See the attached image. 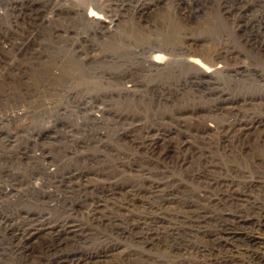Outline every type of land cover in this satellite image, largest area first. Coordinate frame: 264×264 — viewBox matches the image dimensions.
Wrapping results in <instances>:
<instances>
[{
    "label": "rangeland",
    "instance_id": "rangeland-1",
    "mask_svg": "<svg viewBox=\"0 0 264 264\" xmlns=\"http://www.w3.org/2000/svg\"><path fill=\"white\" fill-rule=\"evenodd\" d=\"M92 1L104 8L108 0ZM110 1L116 3L113 33L100 35L78 15L60 11V3L72 6L65 0H0V118L10 115L0 119V264H69L63 257L74 252L82 255V251L94 258L81 264H131L133 251L171 264H204L196 252L217 248L208 236L217 228L215 222L197 226L178 221L184 226L182 232L165 235L144 248L126 233L86 222L83 202L98 195L104 181L128 187L140 179V165L148 161L154 163V170L160 168L153 161L157 156L140 146L147 134L152 138L153 133L155 137L165 132L162 138L167 140L160 146L170 137L176 143L189 138L202 147V162L213 159L223 171L232 168L245 174L256 169L264 184V142L251 141L252 147L242 151L228 146L220 127L231 113L221 115L215 109L218 100L227 98L238 101L235 106L241 112L264 119V7L255 0ZM15 16L18 20L10 22ZM54 27L56 37L51 34ZM68 45L84 47L83 53L94 59L90 64L78 62ZM190 46L201 55L188 56L194 52H189ZM161 47L172 58L163 70L147 63L149 54L156 55L153 50ZM176 57L180 62L193 61L176 65ZM197 59L225 71L206 76L195 65ZM52 69L58 77L41 76ZM22 109L25 114L12 113ZM205 124H219L220 133L206 129L201 134ZM182 129L190 134L187 139L180 137ZM260 132L264 133V124L252 136ZM197 165L167 173V179L176 181L173 190L186 201H196L204 191L191 176ZM71 170H83L87 176L81 181L62 180ZM85 180L90 188H83ZM257 193L264 202V188ZM166 206L169 212L179 213L183 205ZM237 210L241 209L231 207V212ZM247 215L253 220L260 216ZM32 217L51 223L67 217L87 230L61 236L39 233L23 249L27 243L18 237L19 231L32 224ZM173 222L167 220L166 226ZM243 238L242 245L251 244ZM108 245H115L111 255L97 260L96 251Z\"/></svg>",
    "mask_w": 264,
    "mask_h": 264
},
{
    "label": "bare ground",
    "instance_id": "bare-ground-1",
    "mask_svg": "<svg viewBox=\"0 0 264 264\" xmlns=\"http://www.w3.org/2000/svg\"><path fill=\"white\" fill-rule=\"evenodd\" d=\"M65 1L71 3L72 6L60 3V11L68 14L69 16H71V13L72 15L76 14L75 17L78 15L79 19L81 18L86 24L85 26H89L90 31L94 32L95 34H106L107 31L113 33V6L116 5L114 1L112 2L108 0L104 8L99 7L93 3L92 0H83V4L81 3L82 0ZM255 2L258 5L264 7L263 0H255ZM15 17L13 18L15 19ZM13 18L10 19V22L18 20L17 17L15 20H13ZM53 30L54 31L51 34H53V36L55 35L56 37L58 34L57 27H54ZM11 43V47H13L15 42ZM68 47L73 56L77 57L78 62L84 61L90 64L94 59L93 56L91 57L88 52L85 54L83 53V50H85L83 49L84 47H77V49H72L69 45ZM188 49L189 52L194 51L188 54V56L201 55V52L197 48L190 46ZM20 51L21 48L18 50L19 54ZM153 52H157V54H149L147 63L150 67L155 69L162 67L161 70H163L165 68L164 65L172 61V58L167 57L169 53H167V51H165L162 47L159 48V50H153ZM214 54L216 53L212 54V58H215ZM209 55H211V52ZM188 61L193 60H188L186 58L184 61L180 62V57H176L174 64H185ZM195 63V65L198 66V68H200V70L204 72L206 76L217 74L223 70H218V67H215L214 63H210L211 66H208L198 59ZM54 70L55 69H52L50 72L41 73V76L43 77V75L50 74L53 78H56L58 77V74L55 73ZM19 71L22 72V70ZM23 73H26V71L22 72V74ZM242 100H246V98L244 97ZM238 103V101L235 103L233 101H228L227 98L221 103H219L218 100V103L215 105V109L220 111L221 115L225 114L223 112L228 114L231 113V119H229L226 124L220 127V131L222 129L221 132L224 135L223 139L228 142V146L232 148H238L240 151H242L252 147L253 143L251 141H254L256 144L264 142L263 132L257 133L256 135L259 136L256 138L252 136L255 134L254 132L258 131L263 126L264 119L261 117H254L251 113H247V111L244 113L241 112V110H238V107L235 106ZM83 104L85 107H87L89 103L85 101ZM26 111V109H22L20 113H17V111L12 113L25 114ZM99 112L101 114L104 113L101 108ZM9 116L10 115L6 114L4 118L0 119L5 121V118ZM210 119H212V117L209 115V120ZM205 125L207 127L201 128V134H204L203 132H205L206 129H209V132L212 133L215 132V130L219 132V124L216 127H214V125L212 126L211 124H209V126L207 124ZM178 132L180 133V137L184 139H187V137L190 136V134L185 132L184 129L179 130ZM128 135L129 133L126 135V137H128ZM152 135L153 137L150 138L151 134H147L144 137L146 139L140 142V146L141 148L147 149V151L149 150L153 156H157V158H154L155 160L153 159V161L157 162L156 165L160 168H155L154 170L151 166L154 163H150L148 161L145 165H140V168L137 170L139 172L138 175L140 176V179L136 184H131L128 187H120L121 184L117 182L104 181L102 183V191L98 195H94L90 198L87 197L85 200L83 199L84 202L82 200L83 204L87 205L85 206L86 211L84 213L86 222L89 221V223L92 225L104 226L106 228L110 227L118 234L126 233L132 242L142 248H144L146 244H156L157 241L166 236L182 232L184 230V226H179V222L181 221H189L191 224L197 226H199V224L203 221L215 222L217 228L213 230V232L209 233L208 236H210L211 241L215 243L214 247L217 248L212 249L211 252H206L202 248L200 250L197 248L199 251H197L196 254L199 256V258H201L200 261L203 260L204 264H264V202L260 201L261 196L259 193L254 194V191L264 188V184L261 180V172L256 169L255 172L251 168L247 174H245V172H237L232 168H224L223 171V167H221L219 163L215 162L213 159L207 160V163L205 161L202 162L203 157L200 154V152L203 150L202 147H199L197 143H193L191 140H189V138V142L179 141L176 143L173 141L175 140V137H170L168 138L170 139L169 142H166L163 146H160V143L163 140H167V138H162L166 136L165 132L160 133L159 131V133L155 134V137L154 133ZM135 140L133 142L137 144ZM136 146L140 148L138 144ZM253 150L258 151L256 148H253ZM262 155H264V150ZM196 162L198 163L197 168L193 169L194 171L192 170L193 172H191V176L193 179L195 178L202 183L201 186L204 188V191L200 196H197L196 201H186L185 199L179 197L178 191L173 190V185H176V181L167 179V173L175 167H179L180 169L184 168V166L194 167ZM161 166H164V168H161ZM85 176L87 175L85 172H83V170L77 172L71 170L68 173H64L62 180L77 179V181H81ZM154 176H157V179H152ZM111 178V176H107V180H110ZM89 183L90 182L85 180L83 183V188H90L91 186ZM98 190L96 192H98ZM168 203H179L183 206H181L179 213L171 211L169 212V208L166 206ZM232 206H238V208L241 210L231 212ZM193 207H195V210L191 209ZM79 208H77V210H79ZM143 208L144 210H147V213L144 211H141L142 213L140 212V209L143 210ZM250 213H258L260 216H258V219L253 220L248 218L249 216L247 214ZM6 219L9 224L10 219ZM246 219L250 220V225H245ZM74 220L75 219L68 220L66 217L63 218L60 223H58L60 219L55 223H51L44 219L40 220L32 217L30 219L32 224H28V226L27 224H24L25 226L23 227L25 228H20L19 231L20 236L18 235V237L25 238L24 241L27 243V246L23 245V249L24 247H29L28 239L30 237H35L39 233L61 236V234L76 235L80 232H85V229L87 230L85 226L76 221L74 222ZM167 220H174L176 222H173V225L166 226ZM55 225H58V227L56 228ZM59 233L60 235H58ZM243 237L251 242V244L242 245L244 242L240 243V240H244ZM114 247L115 245H108L103 247L101 251H96L95 258L98 260L102 257L111 255ZM87 253L88 251H82V255L78 252L68 254L63 257V262L70 261L69 264H81L82 262L94 258V256L92 257L90 255V252L88 253L89 255H87ZM132 254H134L135 258H133L134 261L131 264H171L169 261L164 262L157 258L148 257L144 253H138V251H133ZM182 263L184 264V262ZM173 264H175V262Z\"/></svg>",
    "mask_w": 264,
    "mask_h": 264
}]
</instances>
